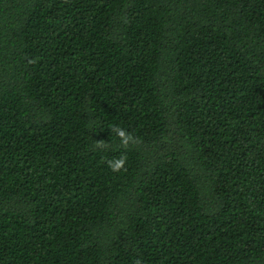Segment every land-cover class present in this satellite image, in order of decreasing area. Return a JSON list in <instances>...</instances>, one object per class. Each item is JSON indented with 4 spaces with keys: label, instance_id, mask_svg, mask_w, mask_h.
I'll use <instances>...</instances> for the list:
<instances>
[{
    "label": "trees",
    "instance_id": "obj_1",
    "mask_svg": "<svg viewBox=\"0 0 264 264\" xmlns=\"http://www.w3.org/2000/svg\"><path fill=\"white\" fill-rule=\"evenodd\" d=\"M0 264H264V0H0Z\"/></svg>",
    "mask_w": 264,
    "mask_h": 264
},
{
    "label": "clouds",
    "instance_id": "obj_2",
    "mask_svg": "<svg viewBox=\"0 0 264 264\" xmlns=\"http://www.w3.org/2000/svg\"><path fill=\"white\" fill-rule=\"evenodd\" d=\"M115 131L117 132L118 136L120 137L122 143L128 144L130 141L133 140V137L128 135L124 130L117 128V129H115ZM124 163H125V160L123 158L116 159V160L109 162V167L113 171H118L124 166ZM201 221H202V218H200V217H197V218L194 217V219H193V222L200 223Z\"/></svg>",
    "mask_w": 264,
    "mask_h": 264
}]
</instances>
